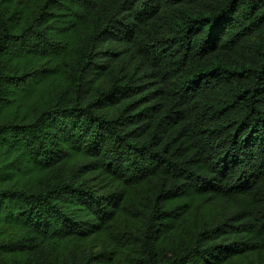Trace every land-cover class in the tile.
Masks as SVG:
<instances>
[{"label": "trees", "instance_id": "1", "mask_svg": "<svg viewBox=\"0 0 264 264\" xmlns=\"http://www.w3.org/2000/svg\"><path fill=\"white\" fill-rule=\"evenodd\" d=\"M0 264H264V0H0Z\"/></svg>", "mask_w": 264, "mask_h": 264}]
</instances>
